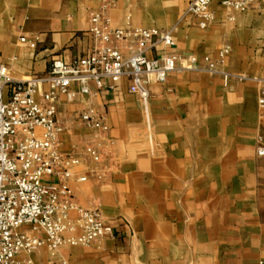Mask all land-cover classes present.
I'll list each match as a JSON object with an SVG mask.
<instances>
[{"label":"crops","instance_id":"obj_1","mask_svg":"<svg viewBox=\"0 0 264 264\" xmlns=\"http://www.w3.org/2000/svg\"><path fill=\"white\" fill-rule=\"evenodd\" d=\"M189 2L116 0L109 16L114 27L128 20L132 27L173 29V47L150 56H194L197 69L149 85L146 101L128 91L127 78L113 91L91 82L81 94L73 85L72 95L60 99L59 115L71 128L59 137L62 151L90 136L76 120L89 107L106 116L114 141L101 182H69L76 206L97 209L112 236L61 247L56 257L67 264H264V154H257L264 147V0L242 12L213 0L206 28L186 14ZM101 3L0 0V62L24 79L44 74L54 58L84 55L92 47L88 13ZM33 36L35 48L19 41ZM223 46L229 50L221 68L250 79L201 70L203 57L215 60ZM30 256L35 264L51 257L44 247Z\"/></svg>","mask_w":264,"mask_h":264},{"label":"built area","instance_id":"obj_2","mask_svg":"<svg viewBox=\"0 0 264 264\" xmlns=\"http://www.w3.org/2000/svg\"><path fill=\"white\" fill-rule=\"evenodd\" d=\"M116 0H102L88 13V32L92 47L69 62L54 58L42 75L15 78L0 62V264H35L31 254L46 248L48 264H67L56 254L64 246L91 245L112 236L111 227L97 209L76 206L69 182H101L107 173L103 156L112 149L107 136L106 116L94 107L76 115V120L90 133L80 147L62 151L59 137L71 130L61 119V97L72 95V86L81 94L96 88L113 91L122 78L129 80L128 91L146 101L151 84L163 83L167 75L179 70H195V57L178 52H150L158 47H173V29L112 26L109 10ZM213 0H190L186 14L196 25L206 28L213 23ZM253 0H220L226 11L242 12ZM19 41L35 48L37 36ZM223 46L215 60L204 56L201 70L220 75L224 80H248L244 74L224 71L221 66L228 53ZM189 60L186 65L183 60ZM200 70V69H199ZM255 80V79H253ZM261 82V81H258ZM264 88L259 101L264 115ZM264 154V147L257 148ZM82 172L77 173V169ZM55 178V183L46 181ZM76 217L72 218L70 212ZM69 234V236H65Z\"/></svg>","mask_w":264,"mask_h":264}]
</instances>
